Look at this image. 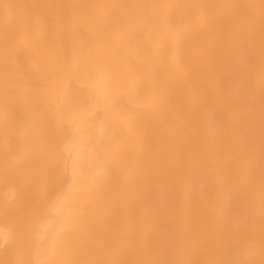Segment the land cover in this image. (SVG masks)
<instances>
[{"label":"bare ground","instance_id":"obj_1","mask_svg":"<svg viewBox=\"0 0 264 264\" xmlns=\"http://www.w3.org/2000/svg\"><path fill=\"white\" fill-rule=\"evenodd\" d=\"M0 264H264V0H0Z\"/></svg>","mask_w":264,"mask_h":264}]
</instances>
